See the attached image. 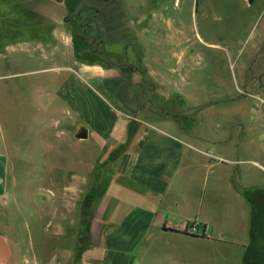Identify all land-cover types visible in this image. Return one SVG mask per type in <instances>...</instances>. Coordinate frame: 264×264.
<instances>
[{
    "label": "rangeland",
    "instance_id": "1",
    "mask_svg": "<svg viewBox=\"0 0 264 264\" xmlns=\"http://www.w3.org/2000/svg\"><path fill=\"white\" fill-rule=\"evenodd\" d=\"M84 1L99 10L108 4L98 20L106 50L116 63L136 67L125 69L127 77L136 81V108L130 113L148 121L165 116L189 135L203 130L225 134L220 136H233V129L243 126L238 113L250 117L264 113V0H119L124 6L134 1L140 15H145L132 24L134 30L121 20L117 23L121 33L115 32L112 0ZM40 4L39 0H0V151L9 162L10 179L8 197L0 206V229L18 242L17 251L25 255L26 260L16 264H72L73 260L78 264V251L89 245L86 222L93 217L95 201L117 162L106 157L112 144L106 148L100 140L75 142L72 133L79 129L78 120L70 118L68 106L53 103L59 84L55 71L37 69L54 63L36 62L20 45L12 51L6 47L14 43L10 38H16L6 36L8 29L19 28L25 18L32 20L35 13L29 10ZM76 5L72 12L82 6ZM58 11L67 13L64 6ZM147 27L150 37L143 32ZM92 46L97 47V42ZM79 54L84 60L99 59L87 49ZM129 122L133 128L134 119ZM246 122L255 124L252 127L264 120ZM84 156L88 160L83 162ZM254 156L264 159L261 153ZM191 185L170 193L173 198L181 196L186 213L194 209L197 198L195 182ZM237 201L226 195L206 202L205 212L218 232L229 237L223 240L245 235L240 214L235 216ZM258 208L261 213L252 219L250 232L261 247L222 241L212 249L168 239L150 250L145 241L142 254L137 241L124 254L133 257L132 264H264V206ZM186 231L209 237L195 222ZM212 235L217 236L215 231Z\"/></svg>",
    "mask_w": 264,
    "mask_h": 264
},
{
    "label": "crops",
    "instance_id": "2",
    "mask_svg": "<svg viewBox=\"0 0 264 264\" xmlns=\"http://www.w3.org/2000/svg\"><path fill=\"white\" fill-rule=\"evenodd\" d=\"M39 1L43 2V6H32L29 10L35 13L32 20L25 18L19 28L12 26L8 29L6 36L16 38H10L14 43L6 47L12 51L20 45L27 56L36 62L54 63L53 67L37 69L55 71L54 78L59 84L55 87L53 103L68 106L70 118L73 122L78 120L79 129L71 134L75 142L92 139L105 142H102L105 147L112 144L111 149L106 147V157L111 162H117L115 173L108 178L104 190L100 191L95 201L93 217L86 222L89 245L78 251L77 263L132 264L133 257L124 254V249L134 246L137 241L141 242L140 254L145 241L149 245L148 250L168 239L183 244L201 243L212 249L220 247L222 241L225 244L227 241L237 242L244 247L258 243L250 231L252 219L258 216V207L264 206V159L254 156L261 153L264 158V123L251 127L255 124L246 122V119L264 120V113L252 117L238 113L244 124L233 129V136H220L225 134H214V131L206 133L203 130L189 135L165 116L148 121L134 115L130 110L136 108L133 98L136 81L123 73L121 63H116L115 56L106 50L105 43L104 49L113 64L79 60L65 14L58 11L63 6L68 11L71 4L56 0ZM77 2L78 6L90 5L84 0ZM112 2L116 8L115 32L121 33L123 30L117 24L121 20H126V27L134 30L132 24L145 19L134 1L125 6L122 3L119 5V0ZM107 5L105 3L99 10L97 22ZM39 20H42L41 25ZM28 30L36 33L30 34ZM100 30L102 33V28ZM143 30L150 37L149 27ZM131 118L135 121L133 128L129 127ZM82 129L87 134L83 138L77 135ZM250 151L255 152L248 155ZM85 160H88L86 156L83 162ZM8 166L6 156L0 151V206L8 197ZM197 169L200 173H197ZM193 182L197 198L194 209L186 213L182 210L184 202L181 196L173 198L170 193L192 188ZM226 195L238 200L235 216L240 214L245 230L243 237L231 238V241L223 240L227 236L218 232L215 223L205 212L208 198ZM252 196L254 199L250 201ZM87 202L89 205L90 200ZM192 222L205 229L209 237L189 234L186 229ZM213 231L217 236L212 235ZM9 236L0 229V264L25 261L23 251L16 249L18 242Z\"/></svg>",
    "mask_w": 264,
    "mask_h": 264
},
{
    "label": "trees",
    "instance_id": "3",
    "mask_svg": "<svg viewBox=\"0 0 264 264\" xmlns=\"http://www.w3.org/2000/svg\"><path fill=\"white\" fill-rule=\"evenodd\" d=\"M65 1L68 6V11L65 15L66 21H69L73 26L72 40L76 48V55L79 60L90 63H102L103 65L113 64L111 57L106 53L104 49V40L102 39L101 30L99 28L97 17L99 15L98 8H92L90 6L82 5L79 9L72 12L75 4H78V0H56ZM77 7V5H76ZM92 11V13H90ZM69 15H71L69 19ZM93 41H96L98 46H92ZM87 49L91 53H95L98 56V60H84L79 54V50ZM80 55V57H79ZM105 63V64H104ZM121 70L125 74V69L128 68L131 71L136 70V67L127 65L126 62L120 64Z\"/></svg>",
    "mask_w": 264,
    "mask_h": 264
},
{
    "label": "water",
    "instance_id": "4",
    "mask_svg": "<svg viewBox=\"0 0 264 264\" xmlns=\"http://www.w3.org/2000/svg\"><path fill=\"white\" fill-rule=\"evenodd\" d=\"M79 137H86V131H85V129H82V130H80L79 132H78V134H77Z\"/></svg>",
    "mask_w": 264,
    "mask_h": 264
}]
</instances>
